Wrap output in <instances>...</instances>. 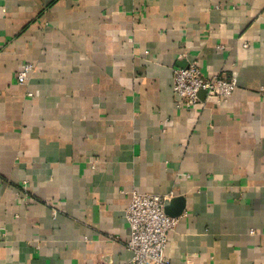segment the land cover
I'll return each mask as SVG.
<instances>
[{
	"label": "crops",
	"instance_id": "obj_1",
	"mask_svg": "<svg viewBox=\"0 0 264 264\" xmlns=\"http://www.w3.org/2000/svg\"><path fill=\"white\" fill-rule=\"evenodd\" d=\"M261 88L264 0H0V264H130L131 191L184 198L168 264H264Z\"/></svg>",
	"mask_w": 264,
	"mask_h": 264
},
{
	"label": "built area",
	"instance_id": "obj_2",
	"mask_svg": "<svg viewBox=\"0 0 264 264\" xmlns=\"http://www.w3.org/2000/svg\"><path fill=\"white\" fill-rule=\"evenodd\" d=\"M246 46V45H245ZM223 50V46H218ZM31 64H25L17 74V83L23 85L32 72ZM236 87L233 76L224 73L206 78L196 61L184 68H173L172 94L176 108L193 106L200 102V93L214 97L217 102H226ZM260 92L264 94V89ZM130 201L124 211L129 228L127 249L131 253L130 264H168L165 251L168 237L177 226L178 218L165 213L170 197L130 192Z\"/></svg>",
	"mask_w": 264,
	"mask_h": 264
},
{
	"label": "water",
	"instance_id": "obj_3",
	"mask_svg": "<svg viewBox=\"0 0 264 264\" xmlns=\"http://www.w3.org/2000/svg\"><path fill=\"white\" fill-rule=\"evenodd\" d=\"M184 211V198H172L165 206V213L170 217L178 218Z\"/></svg>",
	"mask_w": 264,
	"mask_h": 264
}]
</instances>
